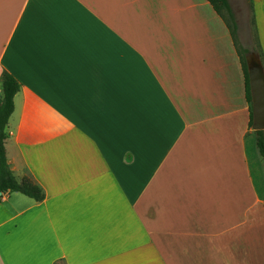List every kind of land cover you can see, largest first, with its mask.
Wrapping results in <instances>:
<instances>
[{
	"label": "crops",
	"instance_id": "crops-1",
	"mask_svg": "<svg viewBox=\"0 0 264 264\" xmlns=\"http://www.w3.org/2000/svg\"><path fill=\"white\" fill-rule=\"evenodd\" d=\"M229 4L264 66V0ZM3 72L7 163L44 200L1 196L0 264H264V162L206 0H0Z\"/></svg>",
	"mask_w": 264,
	"mask_h": 264
},
{
	"label": "trees",
	"instance_id": "trees-1",
	"mask_svg": "<svg viewBox=\"0 0 264 264\" xmlns=\"http://www.w3.org/2000/svg\"><path fill=\"white\" fill-rule=\"evenodd\" d=\"M206 1L210 4L215 13L224 21L227 29L230 32L234 48L239 57L245 82V97L249 105V128L251 129L252 105L249 89V77L247 71V55L250 54V51L244 48L238 40V27L236 17L230 7L229 0ZM259 58L262 59L260 53ZM261 65L264 70L263 64ZM0 83L2 91L0 97V194L2 196L10 193H19L25 197L32 199L36 203H40L44 200V193L42 189L28 176H24L20 180H17L8 166L5 152V143L8 138L7 126L8 120L13 112V99L16 93L19 91L20 85L14 77L6 72H3L1 74ZM254 135L258 153L262 161L264 162V131H254Z\"/></svg>",
	"mask_w": 264,
	"mask_h": 264
},
{
	"label": "water",
	"instance_id": "water-1",
	"mask_svg": "<svg viewBox=\"0 0 264 264\" xmlns=\"http://www.w3.org/2000/svg\"><path fill=\"white\" fill-rule=\"evenodd\" d=\"M248 64L253 131H264V70L258 58L251 55ZM1 196V194H0Z\"/></svg>",
	"mask_w": 264,
	"mask_h": 264
},
{
	"label": "rangeland",
	"instance_id": "rangeland-1",
	"mask_svg": "<svg viewBox=\"0 0 264 264\" xmlns=\"http://www.w3.org/2000/svg\"><path fill=\"white\" fill-rule=\"evenodd\" d=\"M237 37H238L240 44L244 48L250 51V54L247 55V60H249L251 55L257 58L256 55L258 54V49L256 46L255 34H254V28L252 25L251 16H249L248 19L246 20L243 30H241L240 33L237 32Z\"/></svg>",
	"mask_w": 264,
	"mask_h": 264
}]
</instances>
